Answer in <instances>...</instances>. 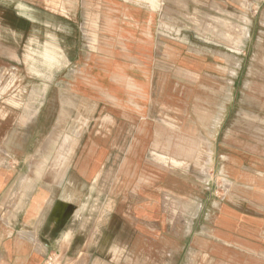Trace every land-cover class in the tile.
<instances>
[{"label": "rangeland", "instance_id": "obj_1", "mask_svg": "<svg viewBox=\"0 0 264 264\" xmlns=\"http://www.w3.org/2000/svg\"><path fill=\"white\" fill-rule=\"evenodd\" d=\"M122 3L128 16L123 23ZM137 3L154 9L155 27L137 28ZM262 24L264 0H0V132L17 136L5 143L26 165L18 187L31 196L48 186L50 197L65 200L66 213L79 215L69 225L131 227L123 218H130L132 202L144 201L137 181L150 184L147 168L154 167L147 160L159 158L142 157L138 172L131 168L132 179L121 172L130 164L126 155L141 120L119 102L149 98L150 127L165 129L179 100L200 96L207 78L201 61L225 70L226 90L234 84L235 91L264 92ZM250 28L259 40L249 39ZM183 67L197 75L190 78ZM214 79L209 76V83ZM183 107L181 114L195 116L192 102ZM100 134L110 142L95 140ZM193 143L186 160L161 157L176 165L170 164L176 174L167 175L181 185L178 197L163 191L162 204L183 245L190 244L189 230L214 228L215 202L232 195V187L220 185L207 145L200 151Z\"/></svg>", "mask_w": 264, "mask_h": 264}, {"label": "crops", "instance_id": "obj_2", "mask_svg": "<svg viewBox=\"0 0 264 264\" xmlns=\"http://www.w3.org/2000/svg\"><path fill=\"white\" fill-rule=\"evenodd\" d=\"M118 7L123 23L128 16L123 3ZM135 11L140 17L137 28L155 27L158 17L154 9L137 3ZM260 29L264 30V24ZM253 34L250 28L249 39L259 40ZM141 39L145 43L144 35ZM201 64V75L207 78L200 85V96L191 101L195 116L181 114L185 113L183 103H191L186 97L179 100V112L170 116L165 129L150 127V118L146 117L149 98L129 101V105L119 102L122 111L130 109L141 120L126 155L130 164L121 172L131 173V168L138 172L144 156L159 158L156 162L147 160L154 167L153 171L147 168L151 171L147 175L151 177L150 184L137 181V195L144 201L135 206L132 202L130 218L124 216V221H131V227L124 224L118 230L99 231L69 225L68 220L77 222L79 215L66 213L65 200L50 197L48 186L31 196L22 185L18 187L24 183L26 165L18 164L16 150L8 145L6 151L5 143L16 141L17 136L0 132V264H50L53 256L61 259L60 264H264V92L251 87L248 92L243 88L235 91L234 84L226 90L225 70L208 61ZM183 68L190 78L197 75L190 67ZM209 76L215 77V82L209 83ZM96 139L110 142L102 134ZM193 140L200 151L203 143L207 145L218 181L232 187V195L215 202L218 210L213 217L214 228L202 229L200 234L189 230L185 236L190 238V244L183 245L173 218L162 204L163 191L178 197L181 185L168 180L169 172L176 174V165L161 157L186 160L192 154ZM177 144L183 149L178 150ZM99 145L111 148L110 143ZM132 145L135 149L131 152ZM151 192L157 197L150 196ZM146 202L149 205L143 207Z\"/></svg>", "mask_w": 264, "mask_h": 264}, {"label": "bare ground", "instance_id": "obj_3", "mask_svg": "<svg viewBox=\"0 0 264 264\" xmlns=\"http://www.w3.org/2000/svg\"><path fill=\"white\" fill-rule=\"evenodd\" d=\"M125 244V243H124Z\"/></svg>", "mask_w": 264, "mask_h": 264}]
</instances>
